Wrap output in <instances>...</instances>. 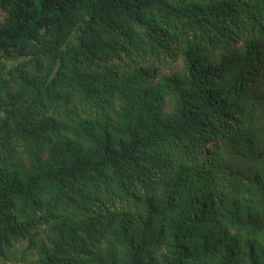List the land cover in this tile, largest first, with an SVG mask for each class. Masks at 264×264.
Here are the masks:
<instances>
[{
  "label": "trees",
  "instance_id": "16d2710c",
  "mask_svg": "<svg viewBox=\"0 0 264 264\" xmlns=\"http://www.w3.org/2000/svg\"><path fill=\"white\" fill-rule=\"evenodd\" d=\"M264 264V0H0V264Z\"/></svg>",
  "mask_w": 264,
  "mask_h": 264
},
{
  "label": "rangeland",
  "instance_id": "374dc122",
  "mask_svg": "<svg viewBox=\"0 0 264 264\" xmlns=\"http://www.w3.org/2000/svg\"><path fill=\"white\" fill-rule=\"evenodd\" d=\"M10 264H26V262L23 261V260L19 257V260H18V261H13V263H10ZM27 264H30V263H27Z\"/></svg>",
  "mask_w": 264,
  "mask_h": 264
}]
</instances>
